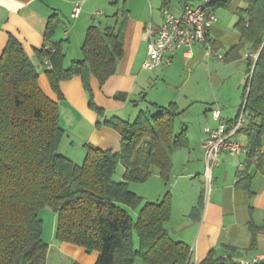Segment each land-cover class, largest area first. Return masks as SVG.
Wrapping results in <instances>:
<instances>
[{"label": "trees", "instance_id": "trees-1", "mask_svg": "<svg viewBox=\"0 0 264 264\" xmlns=\"http://www.w3.org/2000/svg\"><path fill=\"white\" fill-rule=\"evenodd\" d=\"M241 1L244 7L237 9L234 26L239 40L225 60L236 61L247 53L241 106L245 121L238 132L248 137V156L257 158L260 164L264 136V0ZM57 23L54 16L49 18L46 40ZM122 41L123 26L116 32L110 27L100 30L90 26L81 48L82 59L69 68L63 67L64 56L58 46L34 49V54L41 61L49 59L52 68L46 76L58 99L63 98L61 82L80 78L88 108L102 117L103 111L94 104L90 79L95 78L102 86L114 74L122 56ZM253 54L257 55L255 59ZM37 78L24 47L10 35L0 55V264H46L48 247L42 240L43 223L38 216L46 208L56 215L54 238L86 253L97 252L95 264H133L135 258L146 264H187L188 247L172 240L164 228L171 213L168 194L159 202L144 203L136 221L126 210L142 203V198L129 190V183H143L153 171L167 182L171 152L187 144L184 128L174 132L180 114L176 105L154 104V115L140 112L133 122L107 121L120 136L119 150L103 151L88 144L82 163L77 165L58 153L64 135L58 108L42 93ZM125 96L117 93L114 98ZM120 165L122 180L115 181ZM240 178L245 182L250 179ZM251 232L253 244V227ZM201 264L227 263L210 253Z\"/></svg>", "mask_w": 264, "mask_h": 264}, {"label": "crops", "instance_id": "crops-1", "mask_svg": "<svg viewBox=\"0 0 264 264\" xmlns=\"http://www.w3.org/2000/svg\"><path fill=\"white\" fill-rule=\"evenodd\" d=\"M118 1L0 0V55L10 35L22 44L38 72V87L57 105L59 124L64 131L58 150L63 147L65 156L74 163L84 159L85 146L88 144L103 151L119 150L120 136L106 122L113 119L130 121L129 118H125L126 114L130 113L128 115L131 117L136 111L130 104H134L139 98H144V89L151 85L156 77L166 79L169 69H164L171 67L175 60L180 63L179 56L187 63L194 60L205 61L210 83L215 82L220 87L228 78L224 73L225 66L217 63L219 60L215 54L206 52L203 44L193 46L192 57L189 59L182 50H178L169 65L154 70H146L142 66L147 56L148 42L162 24V9L167 8L171 13L179 15L184 5L197 6L201 0H124L122 7H119ZM75 3L80 4L81 10L78 16L72 19L70 14ZM229 5L230 0H220L215 10L218 7L228 8ZM237 9L239 8H235V13ZM215 10H213L214 14ZM95 12L100 14L96 15ZM52 16L58 23L50 39L46 40L44 36L48 20ZM90 26H96L100 30L110 27L115 32L123 26L122 56L116 62L114 74L102 86H99L95 78L90 79L94 104L103 111L102 117L88 108L80 78L61 82L60 90L63 98L58 99L50 88L46 76L47 66L34 54V49L58 46L64 56L63 67L69 68L74 62L82 59L81 48ZM218 32L216 18L209 29L208 40L215 53L221 55L218 52L220 42L215 38L218 37ZM226 54L222 56L221 62L233 64L235 68L234 76L238 86L235 88L236 101L233 105L230 102L229 105L219 102L208 112L211 113L215 108L219 109L221 111L219 122L230 126L242 106L241 104L235 113L244 73L246 80L241 93L242 99L247 82V53L244 52V56L240 59L229 62L225 60ZM240 60H244L245 66L235 65ZM117 93H125L126 96L124 99L116 100L114 96ZM170 103H174L177 107L175 102L168 104ZM150 104L165 107L157 101ZM140 112L146 114L143 110ZM183 112L184 110L180 111V114ZM210 113L204 114V120L202 119L203 121L198 124V129L193 135L186 124L182 125L181 129H185L187 144L171 152L168 181H162L159 173L153 171L142 183L153 182L149 196L134 193L140 196L144 203L159 202L168 194L171 213L164 228L172 240L188 247L187 264H192L194 260L196 264H201L210 253L215 259L227 264H238L241 260L255 258L264 264V136L259 150L262 162L259 164L257 158L248 156V137L241 131L235 134L234 140L240 143L243 141L237 138L239 134L242 135L244 143L239 145L246 151L242 150L233 156L222 153L207 181L202 149L206 138L205 128L214 129L218 124ZM121 173H123L122 166ZM242 175L250 177L249 181H242L240 178ZM251 227L255 229L253 244ZM53 239L54 233H52ZM59 244L63 252V249L80 250V247H73L70 244L60 242ZM135 247H138V240ZM85 258L79 263L93 264L95 255H85ZM133 264L146 263L140 258H135Z\"/></svg>", "mask_w": 264, "mask_h": 264}, {"label": "rangeland", "instance_id": "rangeland-1", "mask_svg": "<svg viewBox=\"0 0 264 264\" xmlns=\"http://www.w3.org/2000/svg\"><path fill=\"white\" fill-rule=\"evenodd\" d=\"M123 1L124 0L118 1L119 7L123 6ZM236 7L243 8V2L241 0H230V5L228 8L218 7L215 10L217 25L219 26L218 37L215 38L220 42L218 52L223 57L225 56L226 52L233 46V44H235L239 40V34L234 27L235 23L238 20L237 15L234 12ZM242 56H244V53H242ZM178 59H180V63L177 62L178 60H175L173 61L171 67L164 69H169L166 79H161V77L157 74V76L159 77H156L154 79V82L144 89V98H139L135 100L134 104H130V106L132 105V107H135L133 109L136 111L133 115H131V117L130 115H128L130 113H127L125 118H129V120L133 122L139 114L140 110L145 111L147 115L155 114L157 112V109H155L150 104L153 101L161 102L165 106L169 102H175L179 111L184 110V112L176 118L174 132L178 133L182 130V125L186 124L189 132H192L193 135L195 134L194 132L198 129V124L204 120V114L209 115L210 112H208V110L211 109L214 105L216 106L219 102H225L226 105H229V102L231 103V105L234 104V102L236 101L235 88H237L238 86L236 83V78L234 76L235 68L233 64H224L221 61L217 62L225 66L224 73L228 75V78L223 81V85L219 87L217 84H215V82H209L207 75V65L205 61L201 60L200 62H198L194 60L187 63L184 62V59H182L181 56H179ZM235 65L237 67H239L238 65H241L242 67V65L245 66V62L244 60H240L237 61ZM243 76V81L241 82L239 96L237 99L238 104L236 109H234L235 113L243 103L241 93L246 80L245 73ZM238 136L239 137L237 139L243 141L244 143L242 135L239 134ZM237 142L238 144L243 145V143H240L239 141ZM63 152L64 149L63 147H61V149L58 150V153L65 156ZM82 161H77L79 163L75 164L80 165ZM114 180H122L121 166H118V168L116 169ZM152 183L153 182L142 184L132 182L129 183V190L133 193L138 192L139 195L146 194L149 196V194L151 193L150 187ZM144 202L145 201L142 200V203L136 208L126 207L127 212L134 221H136L138 212L143 206ZM38 216L43 223L42 240L47 244L48 247L46 264H80L81 262H83V258L86 259L85 255H95V260L93 262V264H95L97 259V252L94 251L92 253H86L82 248H79L80 250L63 249V252L59 248V242H57L55 238L52 240V233H54L56 225V215L52 210L48 208L42 209L40 210ZM133 244L134 246H136L137 244V237L135 235V232H133ZM82 255H84V257ZM84 264L86 263L84 262Z\"/></svg>", "mask_w": 264, "mask_h": 264}, {"label": "built area", "instance_id": "built-area-1", "mask_svg": "<svg viewBox=\"0 0 264 264\" xmlns=\"http://www.w3.org/2000/svg\"><path fill=\"white\" fill-rule=\"evenodd\" d=\"M128 1V0H125ZM220 0H201L197 6L184 5L179 15L171 13L167 8L162 9L163 21L158 31L151 37L147 45V56L143 62V68L154 70L171 63L174 53L182 50L186 58L192 57L195 44H203L206 52L214 53L219 61L223 57L215 53L211 42L208 40V32L216 21L212 6ZM80 4L73 5L70 17L76 18L80 13ZM99 15V12H95ZM53 51V49H52ZM252 57L255 59L256 54ZM48 70L52 68L49 59H44ZM244 107L240 109L235 123L228 126L219 122L220 110L211 111L212 118L218 122L214 129L205 128L206 138L202 144L205 156V176L209 181L210 172L218 164L222 153L233 156L240 151H246L235 140L234 135L243 126ZM259 259L241 260L238 264H259ZM192 264H196L195 260Z\"/></svg>", "mask_w": 264, "mask_h": 264}]
</instances>
